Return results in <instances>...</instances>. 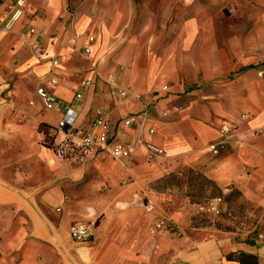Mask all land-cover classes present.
I'll return each instance as SVG.
<instances>
[{
	"label": "crops",
	"instance_id": "crops-1",
	"mask_svg": "<svg viewBox=\"0 0 264 264\" xmlns=\"http://www.w3.org/2000/svg\"><path fill=\"white\" fill-rule=\"evenodd\" d=\"M38 86L74 129L121 143L146 110L144 141L162 155L60 159L40 126L53 133L62 111ZM226 119L238 124L214 154ZM189 170L240 196H211ZM77 221L95 222L89 239H72ZM0 264H264V0H28L0 29Z\"/></svg>",
	"mask_w": 264,
	"mask_h": 264
},
{
	"label": "built area",
	"instance_id": "built-area-1",
	"mask_svg": "<svg viewBox=\"0 0 264 264\" xmlns=\"http://www.w3.org/2000/svg\"><path fill=\"white\" fill-rule=\"evenodd\" d=\"M27 1L28 0H12L9 2L6 10L2 15H0V29L10 30L13 27L15 22L18 21L27 10ZM29 33L34 35L35 29L30 28ZM88 38L90 41L94 40L93 35H90ZM30 46L33 53L40 56L39 58L48 59L53 65L56 63V60L52 57L47 55L44 56L45 53L39 41L35 40L31 42ZM49 82L51 84H55L57 81L54 78H49ZM106 82L111 86L115 95H126L127 89L120 87L112 77H108ZM84 85L85 83H82L76 88L74 96L77 99L81 98L82 94L80 89ZM36 94L45 108L62 111V117L56 122L53 128V133L59 136V138L55 140L50 147L54 155L60 159L83 162L87 155L95 150L106 152L115 159L125 158L128 161H131L139 144H144L152 156H160L163 153V149L159 146L151 142L144 141L143 128L146 124V110H143L141 113L138 134L135 141L131 144H126L113 141L107 134L96 137L93 132L74 129L73 126L75 123V116L73 110L69 106H62L56 97L44 86H38L36 88ZM246 117V114H242L240 116L241 119H245ZM137 120V116L132 114L123 118L122 123L124 125H130ZM102 121L103 119L101 118L98 123ZM237 124L238 123L235 119H226L222 121L219 126V138L216 141L209 143L207 145V149L210 152L217 154L220 151V148L229 139ZM148 131L151 133L153 132V129L149 128ZM94 227V221L74 222L70 226V236L75 241H85L93 235Z\"/></svg>",
	"mask_w": 264,
	"mask_h": 264
},
{
	"label": "trees",
	"instance_id": "trees-1",
	"mask_svg": "<svg viewBox=\"0 0 264 264\" xmlns=\"http://www.w3.org/2000/svg\"><path fill=\"white\" fill-rule=\"evenodd\" d=\"M49 129L50 126H47L45 124H41L40 126V130L44 133L43 143L46 146L51 147L54 142L55 134L52 132L50 133ZM187 176L190 184L194 182L200 190H204L207 188L210 189L211 196L218 197L225 202L229 203L232 199H238V197L240 196V192L236 189H232L229 193L223 194L217 185H215L212 181L208 180L199 173L194 174L191 170H189Z\"/></svg>",
	"mask_w": 264,
	"mask_h": 264
},
{
	"label": "rangeland",
	"instance_id": "rangeland-1",
	"mask_svg": "<svg viewBox=\"0 0 264 264\" xmlns=\"http://www.w3.org/2000/svg\"><path fill=\"white\" fill-rule=\"evenodd\" d=\"M237 200V198L235 199V201ZM233 206V205H232ZM245 205H242L241 207H239L238 209H236V211H234L237 214H240L241 212V208L244 209ZM233 208H237V207H233ZM247 209H249V206H247Z\"/></svg>",
	"mask_w": 264,
	"mask_h": 264
}]
</instances>
